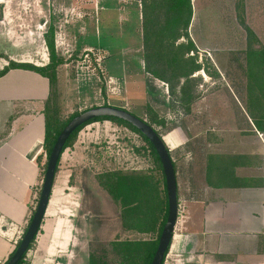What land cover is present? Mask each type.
Wrapping results in <instances>:
<instances>
[{
	"label": "rangeland",
	"instance_id": "1",
	"mask_svg": "<svg viewBox=\"0 0 264 264\" xmlns=\"http://www.w3.org/2000/svg\"><path fill=\"white\" fill-rule=\"evenodd\" d=\"M152 1L13 0L0 6V15L2 9L11 12L0 16V59L45 68L50 60L44 35L52 30L56 79L45 112L51 126L106 104L159 134L174 127H253L248 112L264 127V0H189L190 13L179 15L173 8L178 0H156L160 10L145 19L142 8ZM144 24L146 44L164 46L168 60L175 55L182 65H199L189 76L195 98L187 109L170 96V84L145 72ZM180 33L188 38L176 39ZM87 60L94 71L83 64ZM184 81L176 83V92ZM154 162L142 139L123 126L99 121L83 127L61 156L47 216L22 264H117L112 242L148 241L149 234L125 229L121 209L102 189L98 193V178L117 172L160 179ZM107 205L110 211L102 214ZM97 223L103 226L97 229Z\"/></svg>",
	"mask_w": 264,
	"mask_h": 264
},
{
	"label": "crops",
	"instance_id": "2",
	"mask_svg": "<svg viewBox=\"0 0 264 264\" xmlns=\"http://www.w3.org/2000/svg\"><path fill=\"white\" fill-rule=\"evenodd\" d=\"M10 14L2 9L0 16ZM7 64L0 59V71ZM50 99L48 79L33 71L0 76V264L36 208ZM249 122L253 127H174L160 134L174 164L180 217L163 264H264V127Z\"/></svg>",
	"mask_w": 264,
	"mask_h": 264
},
{
	"label": "trees",
	"instance_id": "3",
	"mask_svg": "<svg viewBox=\"0 0 264 264\" xmlns=\"http://www.w3.org/2000/svg\"><path fill=\"white\" fill-rule=\"evenodd\" d=\"M147 6L142 8L143 10L142 16L145 17V19H147V17L149 18L150 15L155 14V12H158L160 10V9L158 10V7L161 6V2H157L156 0H153L152 4H149ZM173 8L175 9L176 13L179 15L178 12L182 13L183 11H185L187 13L191 7L189 5V0H178L175 2V4H173ZM188 22H189L188 20L185 21V26H183L184 31L186 30V26ZM145 23H148V22H145ZM239 23L242 25L243 29L245 30L246 38L248 40H252L254 34L252 30L248 26H246V24L243 22L242 17L239 18ZM145 28H146V25L144 24L145 33L143 34V39H145L144 40L145 41L144 43L145 72L149 74L151 77H153L154 79L170 84V96L174 97L175 101L180 102L181 104L186 106V109H187L189 105V101L195 98L191 94L192 90L189 85L192 79L189 76L193 72L194 73L198 72V70L200 69L199 65H192V66L190 65L191 67L189 66L190 67L189 68L188 67L189 64L186 65V63L183 62V65H182L181 59L176 58L175 55L173 57L169 56L168 58H172V59L168 60L167 55L166 54L164 55L163 53H161V50H166L164 46H162L163 47L162 49L156 50L155 45L146 44V42H149L148 39L150 38L147 37V34H149V32L146 33ZM185 35H181L180 33V35L176 36V39H179L180 36L181 37L185 36L186 38H188L186 33ZM44 40H45V44L49 52V60H50L49 65H47L45 68H38L32 65L17 64V63L12 62V63H9L8 66L5 67L2 71H0V76L4 75L10 69L30 70V71H33L47 78L52 88V84L54 83L56 79V76H55L56 55L54 51L51 29H49V33H46L44 35ZM191 45L192 44H190V48H186V54L193 50L191 49L193 48ZM168 53L172 54V51H169ZM47 69L51 70L52 75L50 76L46 75ZM178 69H180L182 73H176V71L180 72ZM181 77H183L186 81H184L185 84L181 85V87L179 88V92H176L175 85L176 83H178V81L180 82ZM189 95H191V97ZM103 106H108V105L104 104ZM247 114H248L249 119L252 121L254 127H263L262 124L259 122V118L256 115H253L254 113L248 112ZM77 115L79 114H75L71 116L66 122L60 125V127H57L54 125L51 126L45 114V133H44L43 150L46 154V161L43 165L42 176H44L46 164H47L51 149L58 135L60 134L62 129L67 125V123ZM141 120L144 121L143 119ZM99 121L113 122L137 134L142 139L144 144L146 145V148L149 151V154L154 158V161H155L154 163L156 164L157 169L159 170L160 179L157 178L155 180H153L151 178L152 176H149L147 173L145 175H141L139 173H132L129 175H124V174L115 172V173H106L105 175H101L98 178L99 187L108 195V197L114 202V204L121 209L122 217L124 218V222H126V225H127V228L125 229L128 231H134L135 233L139 232L141 234H149L151 236V238L148 241L132 239V240L112 242L110 246H111L112 253L117 259V264H151V261L153 259V256L155 254V251L158 245L160 234L166 222V218L168 214V205H167L165 179H164L162 167L157 157V154L154 148L152 147V145L150 144V142L137 129L133 128L129 124L121 120H118V119L104 117V118H97V119L91 120L83 124L79 128H77L74 131V133L69 137L67 142L65 143L63 147V151L69 147L70 141L76 136V134L83 127L91 123L99 122ZM163 121L164 120H160V122H163ZM148 125L151 126L150 124ZM154 131L160 136L158 131H156L155 129ZM169 156H170V153H169ZM59 160L57 163L55 173L58 170L57 168L59 165ZM172 165L174 169L173 162H172ZM159 184H160V188L159 190H157V187ZM153 189L155 190V194H152ZM38 198H39V195H38ZM33 241L31 242V244L33 243ZM18 244L19 242L16 244L14 250L17 248ZM31 244L29 246V249L31 247ZM13 252L9 255L8 259L11 257ZM167 252L168 250L166 251L165 255L167 254ZM26 254L23 256V258L18 264H22Z\"/></svg>",
	"mask_w": 264,
	"mask_h": 264
},
{
	"label": "water",
	"instance_id": "4",
	"mask_svg": "<svg viewBox=\"0 0 264 264\" xmlns=\"http://www.w3.org/2000/svg\"><path fill=\"white\" fill-rule=\"evenodd\" d=\"M104 117L121 120L137 129L150 142L160 161L165 179L168 214L151 264H163L165 253L170 246L171 238L178 217L177 185L172 160L162 138L154 131L151 126L132 113L113 106H98L84 110L79 113V115L72 118L62 129L51 149L46 164L35 211L23 236L19 241L17 248L14 250L13 254L5 264H18L29 250L31 242L37 236L47 209L49 197L51 195L57 163L62 154L63 147L69 137L83 124L91 120Z\"/></svg>",
	"mask_w": 264,
	"mask_h": 264
},
{
	"label": "built area",
	"instance_id": "5",
	"mask_svg": "<svg viewBox=\"0 0 264 264\" xmlns=\"http://www.w3.org/2000/svg\"><path fill=\"white\" fill-rule=\"evenodd\" d=\"M85 52H91V51L88 49ZM85 57L87 58L88 56L86 55ZM91 61H93V60H91ZM91 61L90 60H87V62L86 61L85 62L83 61V64L86 63L87 69H89V70L92 69L94 71L96 69V65H94L93 64L94 62L92 63ZM95 62H98V61L95 60ZM179 220H180V217H179V214H178L176 223L179 222Z\"/></svg>",
	"mask_w": 264,
	"mask_h": 264
}]
</instances>
